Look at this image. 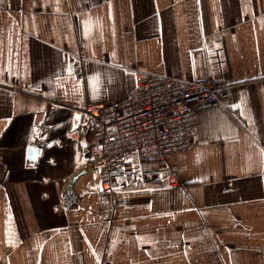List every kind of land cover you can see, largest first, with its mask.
I'll return each instance as SVG.
<instances>
[{
  "label": "crops",
  "instance_id": "0c3cea01",
  "mask_svg": "<svg viewBox=\"0 0 264 264\" xmlns=\"http://www.w3.org/2000/svg\"><path fill=\"white\" fill-rule=\"evenodd\" d=\"M137 71L230 93L167 155L179 186L104 194L68 134ZM0 264H264V0H0Z\"/></svg>",
  "mask_w": 264,
  "mask_h": 264
},
{
  "label": "built area",
  "instance_id": "2783aa9c",
  "mask_svg": "<svg viewBox=\"0 0 264 264\" xmlns=\"http://www.w3.org/2000/svg\"><path fill=\"white\" fill-rule=\"evenodd\" d=\"M71 69L76 77L83 76L81 59L74 61ZM135 82V89L125 98L81 103L82 130L68 134L81 139L90 153L89 166L99 174L104 194H112L122 183L156 186L166 179L168 186H179L167 155L191 146L196 108L221 104L230 93L229 85L213 77L177 81L137 71ZM158 162L163 165L147 166ZM72 199L70 194L65 197L67 203Z\"/></svg>",
  "mask_w": 264,
  "mask_h": 264
},
{
  "label": "water",
  "instance_id": "95a60500",
  "mask_svg": "<svg viewBox=\"0 0 264 264\" xmlns=\"http://www.w3.org/2000/svg\"><path fill=\"white\" fill-rule=\"evenodd\" d=\"M40 152H41V149L37 148L34 145H31L28 148V153L31 156V159L30 160L34 159V157L37 156Z\"/></svg>",
  "mask_w": 264,
  "mask_h": 264
},
{
  "label": "snow or ice",
  "instance_id": "6c2138e0",
  "mask_svg": "<svg viewBox=\"0 0 264 264\" xmlns=\"http://www.w3.org/2000/svg\"><path fill=\"white\" fill-rule=\"evenodd\" d=\"M134 75V74H133ZM233 107H240V105H233Z\"/></svg>",
  "mask_w": 264,
  "mask_h": 264
}]
</instances>
